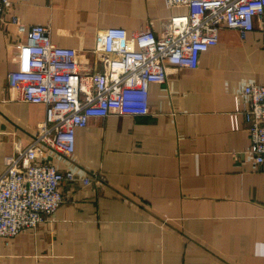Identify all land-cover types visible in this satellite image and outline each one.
<instances>
[{
    "label": "crops",
    "instance_id": "crops-1",
    "mask_svg": "<svg viewBox=\"0 0 264 264\" xmlns=\"http://www.w3.org/2000/svg\"><path fill=\"white\" fill-rule=\"evenodd\" d=\"M6 13L47 25L55 46L78 51L82 73L104 71L97 35L112 27L160 33L186 8L166 0H11ZM242 39L223 29L199 66L170 68L149 88L147 115L90 118L75 152L48 150L60 170L89 177L65 182L66 201L47 222L0 239V264H264V166L250 154L242 112L245 89L264 86L260 22ZM27 33L0 27V173L26 148L44 106L9 95L7 77L22 66ZM238 114V129L233 117Z\"/></svg>",
    "mask_w": 264,
    "mask_h": 264
},
{
    "label": "built area",
    "instance_id": "built-area-1",
    "mask_svg": "<svg viewBox=\"0 0 264 264\" xmlns=\"http://www.w3.org/2000/svg\"><path fill=\"white\" fill-rule=\"evenodd\" d=\"M166 1L187 12L171 16L158 34L137 32V49L128 47L126 29L103 30L97 35L96 51L105 57L107 67L85 74L76 49L55 46L47 25L28 26L16 15L6 20L13 2L0 0V27L12 24L28 35L21 68L8 74V93L45 110L30 144L10 158L0 173V239L8 241L47 222L66 201L63 183L93 182L41 161L49 149L72 155L76 131L85 128L90 118L147 115L150 86L166 83L170 68H198L200 55L219 43L223 29L246 39L258 19L264 49V0ZM245 93L250 102L239 114L251 135L250 154L257 165L264 166V86H249ZM237 115L233 117L235 129L240 126Z\"/></svg>",
    "mask_w": 264,
    "mask_h": 264
}]
</instances>
